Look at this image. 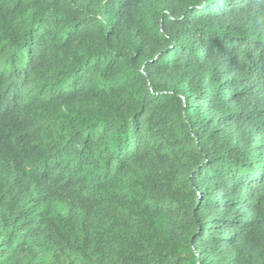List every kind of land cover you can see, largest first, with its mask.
Listing matches in <instances>:
<instances>
[{
    "label": "clouds",
    "instance_id": "obj_1",
    "mask_svg": "<svg viewBox=\"0 0 264 264\" xmlns=\"http://www.w3.org/2000/svg\"><path fill=\"white\" fill-rule=\"evenodd\" d=\"M0 264H264V0H0Z\"/></svg>",
    "mask_w": 264,
    "mask_h": 264
}]
</instances>
